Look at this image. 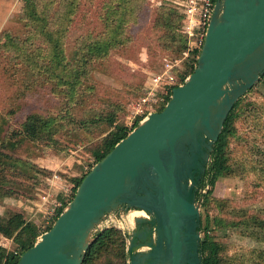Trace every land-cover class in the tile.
Segmentation results:
<instances>
[{"label":"water","instance_id":"1","mask_svg":"<svg viewBox=\"0 0 264 264\" xmlns=\"http://www.w3.org/2000/svg\"><path fill=\"white\" fill-rule=\"evenodd\" d=\"M264 74V0H215L193 71L77 186L16 264H82L127 212L128 264H202L201 181L234 104Z\"/></svg>","mask_w":264,"mask_h":264},{"label":"trees","instance_id":"2","mask_svg":"<svg viewBox=\"0 0 264 264\" xmlns=\"http://www.w3.org/2000/svg\"><path fill=\"white\" fill-rule=\"evenodd\" d=\"M144 3L145 0H97V8L92 15L98 19L99 26H88L75 38L71 59H68L65 52V44L68 32L81 13L82 0H22L19 19L25 29L23 36L14 35L9 31L1 33L0 54L12 68V74L15 75L16 72L24 74V83L28 89L33 86H41L45 89L44 86L47 85L54 97L63 98L64 105L60 113L55 114L31 111L16 128L9 129L3 135L0 134V200L18 194L13 186L7 185L14 183L22 185L21 180H16L19 176L33 177L32 175L36 176L35 173L50 174L49 170L24 162L8 151H14L25 141L57 147V134L65 124L75 125L84 132H90L93 127L103 124L111 128L95 146L90 147L89 153L94 158L93 162L83 174L74 178L72 194L57 209L45 228H40L33 220H27L20 212L7 211L0 215V237L10 239L15 245L14 249L9 250L0 243V264L17 263L20 255L34 245L37 237L50 229L63 207L74 196L77 186L90 168L132 130V127L130 129L123 123L117 122L118 111L122 109V104L119 102L109 101L106 111L94 112L83 118L76 117L73 105L84 97L83 101H85L88 95H92L94 88L89 84L90 72L106 62L112 51L127 49L136 51L145 46L140 41L139 34L133 31L134 26H139V14ZM179 9L173 0H162L153 12L152 29L141 28L145 35H149L152 31L154 40L162 51L180 54L186 47L187 36L179 32L185 14ZM193 53L195 57L190 64H186L187 69L179 73L180 82H183L194 69L199 50ZM262 79L264 74L259 81ZM254 87L255 85L250 90ZM135 88L138 89L139 86ZM170 94L171 90L166 95L165 102L158 107L156 105L155 111L163 109ZM244 99L245 95L234 104L228 114L214 146L211 162L201 181L203 189L209 186L207 192L203 194L200 210L202 264H224L225 246L216 239L214 233L232 222L227 223V219L220 211L215 214L210 212L212 204L216 208L223 207V200L212 195V188L220 177L229 175L233 171L234 151L230 143L233 142L235 146L243 148L242 144L248 142L246 133H240L238 122L248 120L250 118L248 113L255 111L259 106L253 101H244ZM14 112L15 109H12L11 113ZM138 123V120H135L134 126ZM255 149L252 155L256 158L250 162L252 165L250 167L257 168L264 179V161L257 160L262 154L264 160V153L259 147ZM239 164L243 166L242 161ZM242 217L245 223H252L257 229L264 228V220L257 216L244 213ZM82 264H128L126 242L122 231L109 226L99 232L87 249Z\"/></svg>","mask_w":264,"mask_h":264},{"label":"rangeland","instance_id":"3","mask_svg":"<svg viewBox=\"0 0 264 264\" xmlns=\"http://www.w3.org/2000/svg\"><path fill=\"white\" fill-rule=\"evenodd\" d=\"M161 1L145 0L139 14V26L133 27V31L139 34L140 41L147 45L146 47H140L136 51L132 49L112 51L106 62L91 70L89 84L94 90L85 101H83L84 97L73 105L77 118L106 111L109 101L119 102L122 104V109L118 111L117 122L133 129L135 120L140 122L143 119L136 117L134 106L146 94L145 89L153 86L152 78L162 71L166 62L172 65V73L177 78L176 81H179V73L184 72L187 69L186 64H190L195 57V53L187 49L188 40L180 54L169 53L157 46L152 31L149 35L141 31V28L152 29L153 12ZM187 1L173 0L181 12H184ZM81 5V13L66 39L65 52L68 59L72 57L75 38L88 26H99L98 19L92 15L97 8V0H82ZM21 6L22 0H0V35L3 31H9L14 35L23 36L25 29L19 19ZM179 32L184 34L182 27ZM12 72V68L0 54L1 135L9 129L16 128L31 111L55 114L60 113L64 105L63 98L54 97L47 85L44 86L45 89L41 86L28 89L24 83V74L16 72L13 75ZM137 85L138 89L135 88ZM169 91L170 89L166 93L157 91L151 97L150 105L153 112L159 104L165 102ZM246 100L253 101L259 106L255 111L248 113L250 117L248 120L238 122L240 133H246L248 142L242 144L243 148L235 146L233 142L230 143L234 151L233 171L229 175L220 177L212 188V195L223 200V207L216 208L212 204L210 212L215 214L220 211L227 219V223L232 222L214 233L216 239L225 246L224 264H264V228L257 229L252 223L248 224L242 220L244 213L264 220V179L257 168L250 167L252 166L250 162L256 158L252 155L255 153V148L259 147L264 153V79L258 81L255 87L245 94L244 101ZM12 109H15L14 113H11ZM110 128L103 124L93 127L90 132H84L75 125L65 124L57 134V147L25 141L14 151H8L24 162L49 170L50 174L35 173L36 176L32 175L33 177L19 176L16 180H21L25 185L17 183L7 185L13 186L18 194L0 200V215L7 211L20 212L27 220H33L40 228H45L55 204L69 199L75 185L74 178L83 174L93 162L94 158L89 153L90 147L95 146ZM257 160L263 162V154ZM241 161L243 166L239 164ZM137 212L133 211L128 215L125 212L115 223L114 227L122 231L125 239L133 227L130 224V216ZM234 223L237 225H231ZM0 243L9 250L14 249L15 246L10 239L3 237H0Z\"/></svg>","mask_w":264,"mask_h":264},{"label":"built area","instance_id":"4","mask_svg":"<svg viewBox=\"0 0 264 264\" xmlns=\"http://www.w3.org/2000/svg\"><path fill=\"white\" fill-rule=\"evenodd\" d=\"M214 2L215 0H188L185 4L183 10L185 17L183 19L182 28L184 34L187 36L188 51L193 52L195 50H200L209 25ZM176 79L177 78L172 73V65L166 62L162 71L152 78L153 86H148L145 89L146 94L141 97L134 106L136 108V117L138 119H144L149 113L153 112L150 105V101L152 100L151 97L154 96L157 91H164L166 93L167 90H171L173 87L183 83L180 82V80L176 81ZM62 205V202L55 204L50 212L51 216L48 218L49 221H47V224L55 215L57 209Z\"/></svg>","mask_w":264,"mask_h":264},{"label":"bare ground","instance_id":"5","mask_svg":"<svg viewBox=\"0 0 264 264\" xmlns=\"http://www.w3.org/2000/svg\"><path fill=\"white\" fill-rule=\"evenodd\" d=\"M133 212V211H132ZM137 212V211H136ZM132 214V213H131ZM130 214V215H131ZM143 214V212L142 211H139V212H137V213H135V214H132L129 218H130V224H132L133 223V221H132V219L135 217V216H137V215H142Z\"/></svg>","mask_w":264,"mask_h":264}]
</instances>
